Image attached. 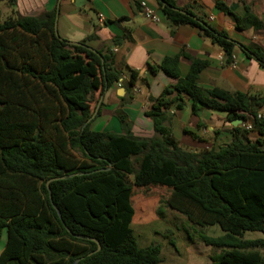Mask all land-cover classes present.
I'll list each match as a JSON object with an SVG mask.
<instances>
[{
  "label": "trees",
  "instance_id": "16d2710c",
  "mask_svg": "<svg viewBox=\"0 0 264 264\" xmlns=\"http://www.w3.org/2000/svg\"><path fill=\"white\" fill-rule=\"evenodd\" d=\"M8 2L13 6L17 0ZM216 4L237 29L264 28L254 13L241 16L223 0ZM159 5L173 29L197 27L223 49L225 65L234 63L239 43L226 31L176 0ZM56 18L57 8L37 16L13 12L2 18L0 12V238L4 229L8 233L0 264L162 263L161 245L140 246L132 227L134 186L164 188L166 205L195 226L219 225L223 235L200 232L222 249L214 264H264V238H245L248 231L264 233V115L259 116L264 93L200 86L209 61L183 51L160 64L177 81L146 111L152 136L136 135L123 111H118L121 133L92 130L88 120L97 92L103 94L123 74L112 51L89 47L94 34L75 44L57 34ZM244 48L264 68V49ZM183 56L192 62L185 77L179 66ZM139 77L140 71L131 69L124 82L131 98ZM187 98L194 113L207 106L240 120L231 142L219 149L182 145L167 120L170 109L185 108ZM96 240L102 247L94 252Z\"/></svg>",
  "mask_w": 264,
  "mask_h": 264
},
{
  "label": "crops",
  "instance_id": "0c3cea01",
  "mask_svg": "<svg viewBox=\"0 0 264 264\" xmlns=\"http://www.w3.org/2000/svg\"><path fill=\"white\" fill-rule=\"evenodd\" d=\"M223 1L237 14L247 16L252 12L264 22V0ZM176 2L181 8L191 6L199 14L205 15L211 26L226 31L239 43L234 52L233 64H224L223 49L210 38L203 36L197 27L181 24L173 29L163 14L159 0H17L13 6L8 0H1L0 12L2 18L13 12L24 16H37L57 8V30L62 38L81 42L94 34L96 37L89 40L88 44L94 48L105 47L112 51L115 65L122 71L126 82L130 78L131 69L139 70L140 77L133 98L125 81L121 85L119 82L114 83L101 95L100 91L97 92L98 102L95 116L90 121V129L121 133L123 129L118 111H123L132 122L136 135L152 136L153 121L146 111L152 100L160 96L166 86L177 81L160 68L165 57L185 51L194 58L208 60L209 65L198 78V84L204 88L220 87L232 92L264 93V68L244 48L255 44L264 49V28L259 31L237 29L232 17L217 7L216 0ZM146 8L151 9L160 20L149 18ZM100 15L105 17L103 22L100 21ZM128 31V38L120 44L114 43L116 38L124 37ZM191 63L187 57H181L179 66L182 77L188 74ZM192 103L187 98L184 109L169 111L167 125L180 143L189 149L202 150L212 147L219 149L231 142L232 127L239 125L241 121L231 120L227 112L207 106L194 113ZM251 135L256 137L258 133L252 131ZM6 232L7 229H4L0 238V254L8 241Z\"/></svg>",
  "mask_w": 264,
  "mask_h": 264
},
{
  "label": "rangeland",
  "instance_id": "374dc122",
  "mask_svg": "<svg viewBox=\"0 0 264 264\" xmlns=\"http://www.w3.org/2000/svg\"><path fill=\"white\" fill-rule=\"evenodd\" d=\"M132 203L136 213L132 227L140 246L158 243L162 247L160 264H214L220 247L205 242L200 232L209 236L223 235L219 225L199 227L165 203L167 191L162 187L141 188L134 186ZM7 233V232H6ZM264 238V233L248 231L246 239ZM264 255V249H261Z\"/></svg>",
  "mask_w": 264,
  "mask_h": 264
},
{
  "label": "built area",
  "instance_id": "2783aa9c",
  "mask_svg": "<svg viewBox=\"0 0 264 264\" xmlns=\"http://www.w3.org/2000/svg\"><path fill=\"white\" fill-rule=\"evenodd\" d=\"M143 5H145V3H143ZM146 15L149 18H151L152 20H154V21H159L160 20V17L158 15L154 14L152 12V10L149 9V8H146ZM104 20H105V17L103 15H100V21L103 22ZM115 50H117V48ZM124 81H125V77L122 76L121 79H120V81H119V84L121 85ZM261 115H264V108H262L260 110V112H259V116H261ZM243 126L245 128H247V129H251L252 128V124L251 123H244Z\"/></svg>",
  "mask_w": 264,
  "mask_h": 264
},
{
  "label": "water",
  "instance_id": "95a60500",
  "mask_svg": "<svg viewBox=\"0 0 264 264\" xmlns=\"http://www.w3.org/2000/svg\"><path fill=\"white\" fill-rule=\"evenodd\" d=\"M159 1H162V0H159ZM182 12H184V13H187L188 14V12L187 11H185V10H182ZM193 16V15H192ZM55 28H56V32H57V34H59L58 33V30H57V21H56V25H55ZM75 44H80V42H74ZM91 49H93V50H95V51H97L96 50V48H94V47H92V46H89ZM99 107V106H98ZM95 116V113H94V115L88 120V122H90L91 121V119L93 118ZM87 122V123H88ZM50 182V181H49ZM49 182H48V186H49ZM97 242H98V248L94 251V252H97V251H99L100 249H101V247H102V245H101V243L98 241V240H96ZM94 252H92V253H90V254H93Z\"/></svg>",
  "mask_w": 264,
  "mask_h": 264
}]
</instances>
